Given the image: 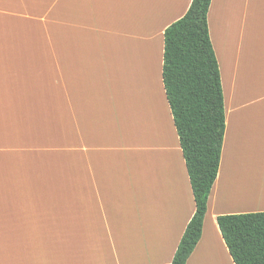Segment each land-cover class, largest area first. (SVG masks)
Returning <instances> with one entry per match:
<instances>
[{"label":"crops","instance_id":"0c3cea01","mask_svg":"<svg viewBox=\"0 0 264 264\" xmlns=\"http://www.w3.org/2000/svg\"><path fill=\"white\" fill-rule=\"evenodd\" d=\"M192 2L0 0V264H172L196 204L164 33ZM208 24L226 130L187 264H235L217 218L264 212L227 197L264 181V0H212Z\"/></svg>","mask_w":264,"mask_h":264},{"label":"trees","instance_id":"16d2710c","mask_svg":"<svg viewBox=\"0 0 264 264\" xmlns=\"http://www.w3.org/2000/svg\"><path fill=\"white\" fill-rule=\"evenodd\" d=\"M211 1L193 0L164 33L163 85L196 204L172 264H187L201 239L225 137L221 73L208 24ZM217 222L235 264H264V212L221 215Z\"/></svg>","mask_w":264,"mask_h":264},{"label":"bare ground","instance_id":"6f19581e","mask_svg":"<svg viewBox=\"0 0 264 264\" xmlns=\"http://www.w3.org/2000/svg\"><path fill=\"white\" fill-rule=\"evenodd\" d=\"M249 184L240 186L239 190L233 187L229 189L227 197L231 203L243 202L245 204H252V202H264V181H254L253 178L249 179ZM264 204V203H263Z\"/></svg>","mask_w":264,"mask_h":264},{"label":"rangeland","instance_id":"374dc122","mask_svg":"<svg viewBox=\"0 0 264 264\" xmlns=\"http://www.w3.org/2000/svg\"><path fill=\"white\" fill-rule=\"evenodd\" d=\"M55 1H59V0H43V3H47V4H44L43 8L44 9H49L50 8V4L51 3H54ZM45 15H43V21H50V19H47L48 16L44 17ZM64 21V19H61Z\"/></svg>","mask_w":264,"mask_h":264}]
</instances>
